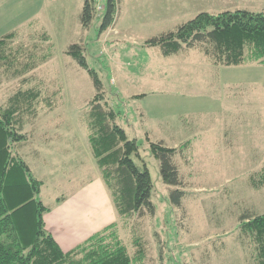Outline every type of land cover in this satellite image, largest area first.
Returning a JSON list of instances; mask_svg holds the SVG:
<instances>
[{
  "label": "rangeland",
  "instance_id": "1",
  "mask_svg": "<svg viewBox=\"0 0 264 264\" xmlns=\"http://www.w3.org/2000/svg\"><path fill=\"white\" fill-rule=\"evenodd\" d=\"M222 1L264 9V0ZM83 3L0 0V39L15 33L14 46L39 47L25 87L54 95L55 107L40 105L39 117L25 126L29 139L16 148L44 182L40 198L50 207L100 170L86 121L96 89L67 52L77 43L99 74L118 123L137 140L132 159L148 168L154 185L155 216L127 221L118 214L114 221L129 253L136 252V230L147 242L145 264H256V244L241 233L239 216L245 210L264 213V185L253 183L264 167V64H215L200 48L167 57L148 43L195 18L191 9L168 17L172 12L160 10L157 0H117L116 21L101 33L108 0H97L103 8L89 27L80 21ZM43 32L51 39L45 41ZM20 81L3 76L0 103ZM151 142L171 148L189 143L176 157L186 191L181 207L171 202L176 187L164 183Z\"/></svg>",
  "mask_w": 264,
  "mask_h": 264
},
{
  "label": "trees",
  "instance_id": "2",
  "mask_svg": "<svg viewBox=\"0 0 264 264\" xmlns=\"http://www.w3.org/2000/svg\"><path fill=\"white\" fill-rule=\"evenodd\" d=\"M117 8V0H108L101 33L114 25ZM97 15V0H84L82 25L89 27ZM43 33L45 41L51 39L48 33ZM14 38L15 33H10L0 39V86L4 75L21 77L20 87L6 104L0 103V264H145L148 256L145 237L134 230L136 252L132 256L120 236L118 222L110 223L70 251H64L48 230L44 217L50 207L40 198L44 182L35 176L16 148L29 139L25 126L39 117L40 105L44 103L52 109L55 100L54 95H44L41 88L25 87L32 80L28 72L37 66L39 47L14 46ZM148 43L159 46L167 57L185 48H200L215 64H264V9L201 12L177 30L154 37ZM67 52L88 71L96 89L86 115L88 138L118 214L127 221L155 216L157 207L150 172L132 159L139 151L137 140L130 139L118 123V113L108 105L103 82L89 67L83 46L73 44ZM188 146L185 143L171 148L163 142H151L164 183L176 187L171 189L170 198L177 207L182 206L186 191L182 188L184 179L176 157ZM253 183L257 187L264 185V167L259 180L254 178ZM239 228L256 244V264H264V213L245 210L239 216Z\"/></svg>",
  "mask_w": 264,
  "mask_h": 264
},
{
  "label": "crops",
  "instance_id": "3",
  "mask_svg": "<svg viewBox=\"0 0 264 264\" xmlns=\"http://www.w3.org/2000/svg\"><path fill=\"white\" fill-rule=\"evenodd\" d=\"M227 5L222 0H157L160 10L172 12L168 17L186 16L179 12L190 9L195 16L201 12L217 14L229 10H250L249 7ZM50 207L51 210L44 217L46 226L64 251L72 250L94 233L118 220V211L100 170L94 171L93 178L81 188L70 196L57 198Z\"/></svg>",
  "mask_w": 264,
  "mask_h": 264
},
{
  "label": "built area",
  "instance_id": "4",
  "mask_svg": "<svg viewBox=\"0 0 264 264\" xmlns=\"http://www.w3.org/2000/svg\"><path fill=\"white\" fill-rule=\"evenodd\" d=\"M103 7L102 6H97V10H101Z\"/></svg>",
  "mask_w": 264,
  "mask_h": 264
}]
</instances>
